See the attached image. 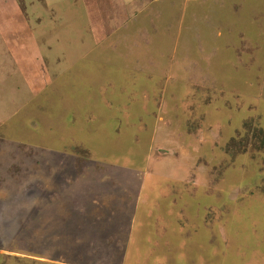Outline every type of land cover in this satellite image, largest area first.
<instances>
[{
  "label": "rangeland",
  "instance_id": "1",
  "mask_svg": "<svg viewBox=\"0 0 264 264\" xmlns=\"http://www.w3.org/2000/svg\"><path fill=\"white\" fill-rule=\"evenodd\" d=\"M0 7V264H264V0Z\"/></svg>",
  "mask_w": 264,
  "mask_h": 264
},
{
  "label": "trees",
  "instance_id": "2",
  "mask_svg": "<svg viewBox=\"0 0 264 264\" xmlns=\"http://www.w3.org/2000/svg\"><path fill=\"white\" fill-rule=\"evenodd\" d=\"M73 148H75V147H73ZM89 163H92V161H88ZM89 163H87V164H85V165H90V166H92L93 164H95V163H97V161H94L92 164H89ZM18 179V178H17Z\"/></svg>",
  "mask_w": 264,
  "mask_h": 264
},
{
  "label": "crops",
  "instance_id": "3",
  "mask_svg": "<svg viewBox=\"0 0 264 264\" xmlns=\"http://www.w3.org/2000/svg\"><path fill=\"white\" fill-rule=\"evenodd\" d=\"M7 7V6H6ZM3 8V7H2ZM0 9H1V7H0ZM12 10V9H11ZM11 10H9V11H11ZM6 11L8 12V10L6 9ZM9 15V17L11 18L12 17V15L11 14H8ZM12 19V18H11ZM13 20V19H12Z\"/></svg>",
  "mask_w": 264,
  "mask_h": 264
}]
</instances>
